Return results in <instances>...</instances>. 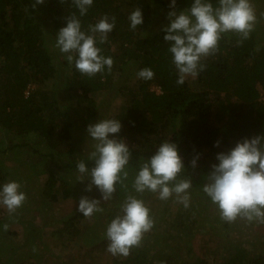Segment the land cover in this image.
I'll return each mask as SVG.
<instances>
[{"label":"trees","instance_id":"16d2710c","mask_svg":"<svg viewBox=\"0 0 264 264\" xmlns=\"http://www.w3.org/2000/svg\"><path fill=\"white\" fill-rule=\"evenodd\" d=\"M239 1L0 0V156L11 151L18 161L20 147L28 145L37 159L30 168H40L34 176L47 175L43 188L50 200L57 185L68 188L64 199L73 196L69 189L93 199L56 228L59 242L76 237L84 214L112 198L141 202L126 204V218L112 216V227L145 224L152 212L141 199L165 189L197 188L215 208L264 198L260 31L211 22ZM172 14L207 24L197 36L165 22ZM159 19L166 26L151 28ZM132 76L137 88L130 86ZM103 92L119 95L122 106L96 122ZM97 125L98 139L92 136ZM84 144L90 149L80 150ZM3 167L0 192L10 179ZM253 209L243 215L252 213L250 224L259 226L264 210L255 216ZM227 254L219 264H264V246ZM146 255L129 248L115 263L153 264ZM174 258L161 264H180ZM204 258L189 264H209Z\"/></svg>","mask_w":264,"mask_h":264},{"label":"rangeland","instance_id":"374dc122","mask_svg":"<svg viewBox=\"0 0 264 264\" xmlns=\"http://www.w3.org/2000/svg\"><path fill=\"white\" fill-rule=\"evenodd\" d=\"M263 12L260 0H241L238 6L231 5L228 8L229 14L226 17L211 22L226 20L232 26L240 23L257 33L260 31L258 44L264 45ZM184 16L172 14L165 17V22L171 20L174 24L193 30L197 36L200 35L198 29L205 27L207 21H192ZM160 20L151 28L166 26ZM185 78L193 80L194 75L186 74ZM136 80L132 76L131 88H137ZM54 83L53 79L46 85L50 88ZM151 89L159 92L156 85L152 84ZM97 100L102 105L96 122L102 119L105 112L108 115L118 112L122 106L121 97L114 93L103 92ZM63 101L68 102V98L64 97ZM94 129L92 136L98 139L99 125ZM84 145H81L80 150L87 151L91 147L89 144ZM20 150L18 161L11 151L0 156L3 161L0 165L4 166L1 170H9L6 176L10 177L3 182L0 192V264L7 263V260L13 262L7 264H18L21 261L33 264H116L125 259L129 248L136 253L147 252L146 256L153 259V264H161L164 259L170 262L173 256L176 262L189 264L201 255L209 264H219L229 255L227 252L233 253L240 247L256 250L264 246V220L258 226L256 223L250 224L252 213L243 215L250 206L254 207L255 216L264 210V198L235 200L229 206L215 208L205 201L201 190L197 188L165 189L142 198L143 205L151 207V218L145 224L138 223L135 227L125 224L112 227L111 217L126 218V204L131 202L138 206L141 202L135 203L128 197L122 200L112 198V202L102 201L106 205H94L92 211L85 213L75 226L79 230L76 237L63 236L62 242H59L53 234L56 228L66 227L64 221L78 213L80 207H89L93 199L82 190L71 189L73 196L64 199L62 190L68 188L57 185L54 193L56 199L50 200L43 188L47 175L34 176L40 168H30L37 160L36 155H32L28 145L20 147ZM21 159L26 164H22ZM101 164L102 160H99L96 169L99 176H102L104 169L100 167ZM83 181L88 185L90 183L88 180ZM202 187L204 191L209 190L208 185ZM216 194L221 195V192L216 191ZM164 195L166 197H162ZM226 223L229 225L225 226ZM138 225H143L140 231ZM255 231H258L257 234Z\"/></svg>","mask_w":264,"mask_h":264}]
</instances>
